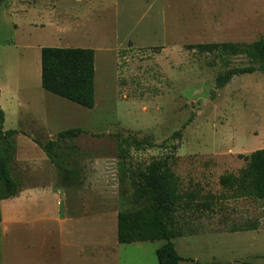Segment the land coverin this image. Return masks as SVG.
<instances>
[{"label":"rangeland","instance_id":"obj_1","mask_svg":"<svg viewBox=\"0 0 264 264\" xmlns=\"http://www.w3.org/2000/svg\"><path fill=\"white\" fill-rule=\"evenodd\" d=\"M13 9L0 14V136L18 131L10 170L24 189L0 204V264H29L31 242V264H158L164 240L113 239L117 213L147 205L135 198L137 172L165 156L182 191L212 202L176 212L180 264H264V199L235 197L219 181L245 166L240 154L264 148V74L217 87L218 75L250 59L186 47L264 39V0H13ZM45 46L94 49L92 108L42 88ZM76 127L84 133L55 150L81 171L67 187L37 142ZM64 216L99 221L112 256L77 262L61 245ZM246 225L256 228L239 230Z\"/></svg>","mask_w":264,"mask_h":264},{"label":"trees","instance_id":"obj_2","mask_svg":"<svg viewBox=\"0 0 264 264\" xmlns=\"http://www.w3.org/2000/svg\"><path fill=\"white\" fill-rule=\"evenodd\" d=\"M2 0H0L1 4ZM188 49L200 53L219 52L228 55L242 54L250 59V64L228 69L216 77L217 87L225 86L234 75L260 71L264 74V39L252 43H198L186 45ZM94 49L83 47L40 48V82L46 91L92 108L94 95ZM3 124V111L0 110V127ZM17 130H7L0 136V204L2 200L14 197L20 190V183L11 174L10 164L14 156V143L10 139ZM84 133L76 127L57 133L56 139L45 145L37 144L45 152L58 171L60 183L75 187L81 183V171L78 167H66L55 152L63 139H73ZM245 162L237 174L221 175L220 184L230 189L235 197L251 196L264 199V148L248 154H240ZM138 183L135 198L146 200L147 205L135 210L117 213L118 243L164 240L155 251L158 264H180L181 256L175 249L172 239L182 233L175 229V214L179 209L211 210V197L202 196L196 191H182L179 178L171 169L169 156L151 160L137 172ZM2 218L0 207V221ZM255 225H246L240 231L255 229Z\"/></svg>","mask_w":264,"mask_h":264},{"label":"crops","instance_id":"obj_3","mask_svg":"<svg viewBox=\"0 0 264 264\" xmlns=\"http://www.w3.org/2000/svg\"><path fill=\"white\" fill-rule=\"evenodd\" d=\"M5 13H13V0H3L0 4V14L1 12ZM24 188L20 189L19 192L14 196H19L22 193ZM87 215V214H84ZM2 222V218L0 224ZM21 223L20 220H15L14 223ZM59 229L61 232V245L66 250V252L70 253V256L78 258L83 262L85 259L92 258H105L112 256V248H111V239L109 235L101 229L98 224L99 221H95L94 219L83 220V219H74L73 217L64 216L58 220ZM85 223H92L94 226L91 229L85 228ZM96 223V224H95ZM5 231L4 229L2 230ZM1 233L3 236L4 233ZM115 244L117 241V231L116 237H114ZM32 243V244H31ZM28 243L26 246L30 249L23 254V259L27 258V262L31 264V260L36 259L37 249L35 248V242ZM125 243V244H133ZM182 258V257H181ZM183 261V260H181ZM180 261V262H181Z\"/></svg>","mask_w":264,"mask_h":264}]
</instances>
